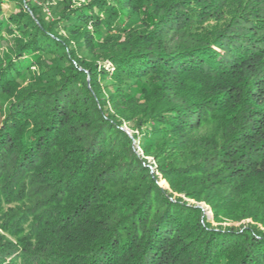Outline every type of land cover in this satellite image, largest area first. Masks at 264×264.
<instances>
[{
    "label": "trees",
    "instance_id": "1",
    "mask_svg": "<svg viewBox=\"0 0 264 264\" xmlns=\"http://www.w3.org/2000/svg\"><path fill=\"white\" fill-rule=\"evenodd\" d=\"M0 264H264V0H0Z\"/></svg>",
    "mask_w": 264,
    "mask_h": 264
},
{
    "label": "rangeland",
    "instance_id": "2",
    "mask_svg": "<svg viewBox=\"0 0 264 264\" xmlns=\"http://www.w3.org/2000/svg\"><path fill=\"white\" fill-rule=\"evenodd\" d=\"M4 6H5V7H10L9 4H5ZM215 25H217V23L211 21V22L205 23L204 26H203V28H204V30L206 29V30H208V31H211V30L214 29ZM126 129H127V128H126ZM127 131H128V129H127ZM160 184L163 185V186H166L165 183H164L163 181H161ZM191 202H192V201H191ZM200 205H201V204H200ZM204 208H205V207H204ZM204 211H205L206 215H207L209 218H211L210 213L206 210V208H205ZM213 224L216 225V222H213ZM234 225H238V224L236 223V224H234Z\"/></svg>",
    "mask_w": 264,
    "mask_h": 264
}]
</instances>
